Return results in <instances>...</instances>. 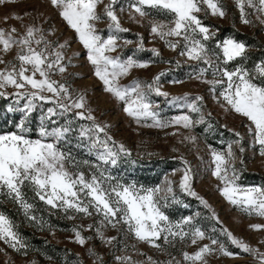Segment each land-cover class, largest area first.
Instances as JSON below:
<instances>
[{"label": "snow or ice", "instance_id": "snow-or-ice-1", "mask_svg": "<svg viewBox=\"0 0 264 264\" xmlns=\"http://www.w3.org/2000/svg\"><path fill=\"white\" fill-rule=\"evenodd\" d=\"M7 2L9 0H0V4ZM49 2L74 30L79 43L87 50V60L94 66L95 76L103 82L104 91L121 102L123 111L137 124L158 128L180 125L186 129L195 124H207L209 130L214 127L206 120L202 111V96H169L168 92L161 90V80L167 75L166 72L158 73L151 81L134 78L127 85L120 83L121 78L130 75L133 69L148 68L153 61L140 60L135 58V54L127 57L112 55L122 47L118 34L129 31L121 26L115 7L117 0H108L107 3L105 0ZM245 2L261 14L258 19L264 24V0H236L242 23L252 24L245 13ZM202 5L207 6L212 16L225 18L227 15L220 0H134L130 7L141 18L153 17L150 20L151 35L158 37L172 50L179 48L180 56L197 62L192 72L187 74L189 78L208 84L210 93L226 110L244 118L248 124V134L259 145V155L264 157V61L255 65L254 73L242 65L230 69V62L244 61L247 58V46L232 37L216 40V32L211 30L199 15L202 11L205 15L208 14ZM158 15L168 17V22L162 23L155 19ZM14 18L23 19L20 16ZM105 20L107 35L104 30L97 28V23ZM132 43V40H123V45ZM210 43L214 44V47L210 46ZM0 46V51L5 54L13 47L18 49L14 60H5L0 56V64L5 65L0 70V98L11 100L5 109L6 113H21L15 131L0 133V195L17 202L30 222L40 230L46 226L42 217L31 214L34 206L26 201L22 191L26 187L52 209L63 210L65 214L71 211L84 216H92L94 211L102 217V226L110 225L116 228L120 225L137 240L156 248L161 247L156 243L161 239L167 244L191 237L193 245L204 239L210 240V244L199 246L193 253H183L184 260L190 264H206V255L216 250L228 257L238 255L229 251L217 238L206 236L200 227L193 224V216L182 217L178 221L170 218L165 209L181 204L182 200L174 189V182L167 177L163 187H146L135 181L122 182L105 171H99L98 175L92 173L90 178H86L83 171H70L66 165L77 169L79 162L74 161L71 153L63 151L59 144L67 140L69 133L75 131L74 121L89 122L87 125H79L77 139L80 143L86 141L89 151L102 149L98 151L97 159L103 164L116 166L122 158L131 159L133 154L124 144L117 143L108 134V125L96 121L92 110L86 107L83 93L76 92L74 95L66 81L53 79L57 73L64 74L71 63L70 60L69 65L63 63V49L68 46L67 43L53 44L44 38L42 29L28 25L25 33L20 36L17 35L15 27L10 31L0 29ZM144 50V37L141 35L138 37L136 51ZM149 51L160 62L173 63L165 61L156 48ZM175 63L179 67L180 62ZM209 72L213 77L211 80L207 79ZM258 80L259 83L256 82ZM182 82L178 79L171 80L173 84ZM9 88L12 89L11 92L8 91ZM154 95L164 97L171 105L187 107L191 112L199 114V119L193 121L187 114L163 118L159 105L152 99ZM45 104L52 106L47 107L45 111ZM38 107L41 112L38 138L32 139L27 135L32 131L28 122ZM207 116L210 117L211 113ZM54 117L56 119H53ZM61 118L64 119L62 125L59 124ZM49 123L56 126L50 128ZM234 137L227 143L226 152L218 151L209 145L214 164L212 175L220 182V194L230 204L246 215L264 218V186L244 188L237 183L239 173L234 165L236 152L233 146L238 147L240 154L244 153L245 148L241 134L235 132ZM186 139L194 141L195 137ZM240 162L243 164V160ZM181 164L183 174L178 182L180 192L198 200L212 213L211 219L219 223L208 202L194 189L195 173L191 166L182 157ZM96 168L99 169V165H96ZM184 207L188 205L185 204ZM196 215L199 216V213ZM47 226L51 228V225ZM250 227L256 231L264 230V224L261 223L252 224ZM91 228L92 225H89L88 229ZM72 230L75 233V242L81 246L91 239L81 234L80 227H74ZM215 231L213 228V232ZM220 232L242 253L254 257L257 264H264V251L237 238L226 228L222 227ZM96 234L101 240L104 239L99 228L96 229ZM115 239L117 238L111 237L107 242L111 243ZM0 240L13 250L23 251V254L27 255L29 246L21 239L13 222L3 213H0ZM260 243L264 244V240ZM213 246H218V249ZM92 254L95 255L94 252ZM116 259L123 264L130 257L117 256ZM32 264H35V261Z\"/></svg>", "mask_w": 264, "mask_h": 264}, {"label": "rangeland", "instance_id": "rangeland-1", "mask_svg": "<svg viewBox=\"0 0 264 264\" xmlns=\"http://www.w3.org/2000/svg\"><path fill=\"white\" fill-rule=\"evenodd\" d=\"M107 2L108 0H105V3ZM133 2L134 0H117L115 5L121 26L129 31L118 34L121 37L119 43L122 47L118 48L117 52L112 53V55L120 54L127 57L135 54V58L153 62L150 63L148 68L133 69L130 75L121 78L120 83L127 85L134 78L151 81L158 73L166 72L167 75L162 77L161 80V90L168 92L169 96H183L185 94L191 98L202 96L204 98L202 111L206 120L214 125L211 130L207 128V124H195L187 129L180 125L158 128L137 124L133 118L123 111L121 102L104 91L103 82L95 76L94 66L87 60V50L79 43L74 30L58 15V10L50 5L49 0H9L7 3L0 4V29L10 31L11 28L15 27L17 35L20 36L25 33L26 26L32 25L42 29L44 38L53 44L57 42L60 44L67 43L68 46L63 49L65 56L63 63L69 65V60L71 63L64 74L57 73L53 76V79L66 81L71 86L74 95L76 92L83 93L86 107L92 110L96 121L102 125H108V134L117 143L124 144L126 148L132 151V158H122L116 167L133 163V161H135V164H133L138 166L145 163H153V166H157L163 161H170L172 164L163 168L164 174L159 183L150 184L139 180H131L130 182L135 181L137 184L146 187L156 185L163 187V182L167 177L168 180L174 182V189L182 200L181 204H175L165 209L170 218L173 221H178L182 217L193 216V224L200 227L206 236L217 238L229 251L238 253L236 256L228 257L216 250L206 255V264H257L254 257L242 253L233 246L226 236L221 234L220 229L222 227L226 228L237 238L244 240L254 248H259L260 251H264V244L260 243L264 240V230L256 231L250 227L255 223L264 224V218L242 213L220 194L218 190L220 182L212 175L214 164H212L209 145L218 151L226 152L227 143L235 138L234 133L239 132L241 134L245 148L244 153L240 154L238 147L235 145L233 149L236 152L234 165L239 173L237 183L244 188L264 186V157L259 155V145L248 134V124L243 117L226 110L225 106L219 103L216 97L210 93L208 84L195 78H189L187 74L192 72L193 66L197 62L190 61L185 56H180L179 48L172 50L158 37L150 34V20L153 17H139L134 9L130 7ZM220 3L224 5L227 12L225 18L212 16L206 5H202V7L208 11V14L205 15L204 11L199 13L204 23L216 32V40L231 37L224 36L222 28L232 27L240 32L257 37L264 44V24H261L258 19L260 13L249 7L245 2V13L252 24H244L241 21L240 9L236 0H220ZM100 7L102 8L103 5ZM121 8L123 11H121ZM16 16L23 19H15ZM154 18L162 23H167L169 19L159 15ZM97 28L104 30V34L107 35L106 20L97 23ZM141 35L144 37L145 50L136 51L138 37ZM123 40H132L133 43L123 45ZM33 46L35 47V45ZM210 46L214 47V44L210 43ZM152 48H156L165 61H172L173 63L160 62L149 51ZM17 51L18 49L13 47L6 54L0 51V56H3L5 60H14ZM176 61L180 62L179 67L176 66ZM4 67V64H0V70ZM235 67L231 66L229 68L234 69ZM173 79L182 80L183 82L173 84L171 83ZM207 79H213L210 72ZM8 91L11 92L12 89L9 88ZM152 99L155 104L159 105L161 116L165 119L181 114L191 116L193 121L199 119V114L191 112L187 107L180 108L171 105L164 97L154 95ZM21 103L23 104V102ZM51 106V104H45L43 107L46 111L47 107ZM16 113L21 117L20 112ZM208 113H211L210 117L207 116ZM34 114H37L39 121L41 115L39 107L32 113V115ZM63 123L64 119L61 118L59 124L62 125ZM88 123L87 121H74L73 127L77 125V132H79V125H87ZM48 126L51 128L56 125L49 123ZM229 129H232V131H229ZM27 135L32 139H36L38 138V131L35 136H31L30 133ZM70 135H72V132L68 134L66 141L59 144L63 151L71 153L74 161L79 162L77 169L66 165L70 171H83L86 178H90L92 173L98 175L99 171H105L106 174L111 173L112 175L110 168L115 166L105 165L97 159V153L102 149L89 151L86 141L83 143L78 141L77 133V140H75L73 149L76 147L79 151L85 149L87 155L73 153L69 148ZM188 137H195V140L186 139ZM101 138H103V134H101ZM149 153H152V155H149ZM181 157L188 162L195 173V191L208 202L218 217L219 223L211 219L212 213L201 205L198 200L180 192L178 182L183 174ZM241 160H243V164H241ZM84 161L88 163L85 164ZM96 165H99V169L96 168ZM176 169H181V171H175ZM185 204L188 207H184ZM180 208L181 210H179ZM58 211L61 217L72 226L67 229H50L40 235L45 237L49 243L61 247V256L52 257L40 252H27V255H25L23 251L17 252L0 240V264H32L33 261H35V264H122L121 261L116 259L117 256L130 257L123 264H169V262L171 264H190L189 261L184 260L183 253H193L198 250L199 246L210 244V240L204 239L198 241L197 245H193L191 237H187L183 241L177 239L167 244L163 239L158 240L156 243L160 244L161 247L156 248L147 242L137 240L131 233L127 232L126 228H122L120 225L112 228L110 225H106L105 222L106 226H102V217L96 215L94 211L92 216H84L71 211L65 214L63 210ZM184 211L187 213L184 214ZM0 213L2 212L0 211ZM197 213H199V216L196 215ZM68 216H74L75 218L69 219ZM89 225H92L90 230L88 229ZM74 227H80L83 236L91 237V239L86 240L85 245L81 246L75 242V233L72 230ZM97 228L100 229L104 237L103 240L97 236ZM213 228L216 229L215 232H213ZM111 237L117 239L108 243L107 241ZM213 247L218 249V246ZM93 252L95 255L92 254Z\"/></svg>", "mask_w": 264, "mask_h": 264}, {"label": "trees", "instance_id": "trees-1", "mask_svg": "<svg viewBox=\"0 0 264 264\" xmlns=\"http://www.w3.org/2000/svg\"><path fill=\"white\" fill-rule=\"evenodd\" d=\"M223 35L231 36L232 38L242 41L246 44V59L244 61H233L228 64V67H235L242 65L249 71L254 73V68L257 63L264 61V44L255 36L243 33L232 27H223ZM256 82H260L259 80ZM11 103V100H5L0 98V133L4 131L16 130L15 125L19 122L21 117L18 113H6L5 109L7 105ZM28 126L31 127V136H35L39 129V121L37 114L29 117ZM75 131L70 135V151L83 153L87 155L85 149L79 151L75 146V140L77 137V125L73 127ZM74 140V141H73ZM135 164V163H134ZM133 163H127L123 166L118 165L117 167L110 168L112 175L119 178L122 182H130L131 180H139L150 184H157L161 181L164 170L163 168L168 167L172 164L170 161H163L157 166H153V163H145L144 165L138 166ZM109 169V168H108ZM24 197L26 201L32 204L33 210L32 215L40 218L46 222V226L43 230H40L34 223L30 222L24 214V210L20 207L17 202H14L10 197L0 195V211L5 214L15 225V230L19 233L21 239L27 243L28 253L40 252L48 254L49 256L56 257L62 255L61 247H58L52 243H49L45 237L40 234L50 229H67L72 226L68 221L61 217L57 209H52L49 205H46L43 201H40L35 193L30 188H24ZM181 210V208L179 209ZM186 214L187 212L184 211ZM47 225H51L49 228Z\"/></svg>", "mask_w": 264, "mask_h": 264}]
</instances>
